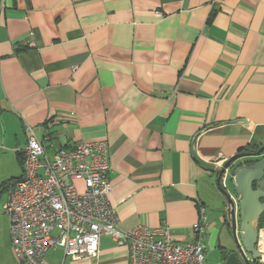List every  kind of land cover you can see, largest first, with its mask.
Returning a JSON list of instances; mask_svg holds the SVG:
<instances>
[{
	"label": "crops",
	"instance_id": "crops-1",
	"mask_svg": "<svg viewBox=\"0 0 264 264\" xmlns=\"http://www.w3.org/2000/svg\"><path fill=\"white\" fill-rule=\"evenodd\" d=\"M31 135L108 144L119 229L185 244L202 216L205 251H227L231 216L193 151L217 172L264 141V0H0V264H19L3 207ZM43 264H127V248L102 236L94 258Z\"/></svg>",
	"mask_w": 264,
	"mask_h": 264
},
{
	"label": "built area",
	"instance_id": "built-area-1",
	"mask_svg": "<svg viewBox=\"0 0 264 264\" xmlns=\"http://www.w3.org/2000/svg\"><path fill=\"white\" fill-rule=\"evenodd\" d=\"M23 156L21 176L3 207L19 264H43L57 248L70 260L94 258L102 236L126 245L127 264H204L202 216L192 225L193 242L185 244L178 243L165 226L118 228L108 202L111 167L105 141L82 142L49 153L31 135ZM221 186L225 187V179ZM256 250L259 264H264V228L258 230Z\"/></svg>",
	"mask_w": 264,
	"mask_h": 264
},
{
	"label": "water",
	"instance_id": "water-1",
	"mask_svg": "<svg viewBox=\"0 0 264 264\" xmlns=\"http://www.w3.org/2000/svg\"><path fill=\"white\" fill-rule=\"evenodd\" d=\"M195 141L193 142V144ZM264 147L254 153H238L223 161L222 167L216 172L213 162L202 161L193 151L194 159L210 172L216 174V185L224 195L227 213L231 216L232 234L237 252L230 251L221 264H254L259 261L260 255L256 250L258 223L264 213ZM259 158L246 166L235 164L246 158ZM230 174V185L233 189V198L238 208V226L234 218L235 202L221 182Z\"/></svg>",
	"mask_w": 264,
	"mask_h": 264
},
{
	"label": "rangeland",
	"instance_id": "rangeland-1",
	"mask_svg": "<svg viewBox=\"0 0 264 264\" xmlns=\"http://www.w3.org/2000/svg\"><path fill=\"white\" fill-rule=\"evenodd\" d=\"M264 143V141L262 143H260L261 145ZM260 144L258 145L260 147ZM49 152V151H48ZM256 152V151H255ZM51 153V152H49ZM240 161V162H239ZM237 163H241V166H246L245 164L247 163V159H242L239 160ZM226 190L228 192H233V189L230 185V182H227L226 185ZM221 200L222 203H220L221 207L223 205V201H224V195L223 193H221ZM214 213L216 214V212L214 211ZM219 243L220 245L227 251H235L237 252V248L234 244V237L232 234V227L227 226V225H223L222 226V230L219 236ZM219 254L217 253V251H210V250H206L204 252V258H205V262L204 264H220L219 261Z\"/></svg>",
	"mask_w": 264,
	"mask_h": 264
},
{
	"label": "trees",
	"instance_id": "trees-1",
	"mask_svg": "<svg viewBox=\"0 0 264 264\" xmlns=\"http://www.w3.org/2000/svg\"><path fill=\"white\" fill-rule=\"evenodd\" d=\"M260 144L259 143H256V142H252L251 144H249L248 146H246L242 151L244 152H255L257 151L260 147L258 146ZM261 146V144H260ZM264 153V151H263ZM247 159V164L249 163H253L255 161H257L259 158H256V159H253V158H246ZM22 163V162H21ZM237 166H241V163H238ZM261 227H264V213L261 215L260 219H259V223H258V228H261ZM254 264H258V262L254 263Z\"/></svg>",
	"mask_w": 264,
	"mask_h": 264
},
{
	"label": "flooded vegetation",
	"instance_id": "flooded-vegetation-1",
	"mask_svg": "<svg viewBox=\"0 0 264 264\" xmlns=\"http://www.w3.org/2000/svg\"><path fill=\"white\" fill-rule=\"evenodd\" d=\"M217 252L219 255H221V258H219V263L221 264L230 251H223V249H219Z\"/></svg>",
	"mask_w": 264,
	"mask_h": 264
}]
</instances>
